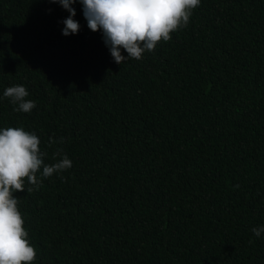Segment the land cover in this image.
I'll return each instance as SVG.
<instances>
[{"label":"trees","instance_id":"16d2710c","mask_svg":"<svg viewBox=\"0 0 264 264\" xmlns=\"http://www.w3.org/2000/svg\"><path fill=\"white\" fill-rule=\"evenodd\" d=\"M72 7L65 36L59 3L0 0V129L72 161L15 193L33 264H264V0H201L122 64ZM14 85L30 113L3 98Z\"/></svg>","mask_w":264,"mask_h":264},{"label":"clouds","instance_id":"9594fccd","mask_svg":"<svg viewBox=\"0 0 264 264\" xmlns=\"http://www.w3.org/2000/svg\"><path fill=\"white\" fill-rule=\"evenodd\" d=\"M59 3L70 15L62 21V34H77L80 23L74 17L72 7L77 0H49ZM87 26L92 31H101L112 58L122 64L126 58L142 59L145 52H152L161 42L172 39V33L186 27L193 10L201 0H79ZM127 52V56L122 54ZM29 91L23 85L7 87L3 98L15 106L14 111L30 113L36 103L26 99ZM64 138H61L63 143ZM51 143H55L50 138ZM41 140L34 131L23 127L0 129V264H33L37 257L30 243L29 232L15 193L37 190L43 178L63 172L72 167L67 155L52 164H45V152L40 148ZM59 150L56 155H59ZM42 168V172H41ZM63 178V177H62ZM256 237L264 233V226L253 227Z\"/></svg>","mask_w":264,"mask_h":264}]
</instances>
